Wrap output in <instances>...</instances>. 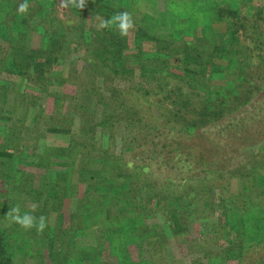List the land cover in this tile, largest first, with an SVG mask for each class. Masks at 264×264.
I'll return each mask as SVG.
<instances>
[{
	"label": "trees",
	"instance_id": "trees-1",
	"mask_svg": "<svg viewBox=\"0 0 264 264\" xmlns=\"http://www.w3.org/2000/svg\"><path fill=\"white\" fill-rule=\"evenodd\" d=\"M23 2L0 0V264H264V0ZM125 10L129 36L100 27Z\"/></svg>",
	"mask_w": 264,
	"mask_h": 264
},
{
	"label": "clouds",
	"instance_id": "clouds-1",
	"mask_svg": "<svg viewBox=\"0 0 264 264\" xmlns=\"http://www.w3.org/2000/svg\"><path fill=\"white\" fill-rule=\"evenodd\" d=\"M86 3L87 0H66L64 7H68V5L71 4L74 7L83 9ZM28 9V0H24V2L18 6L17 11L19 13H27ZM135 26V20L132 14L127 10L117 12L111 18L103 20L100 24L101 28L115 27L121 37L129 36ZM5 218L11 223L17 224L25 230L35 229L38 234H43L45 229L48 227V218L46 216L40 215L37 217L30 212L22 213L21 206L19 204L12 207Z\"/></svg>",
	"mask_w": 264,
	"mask_h": 264
},
{
	"label": "rangeland",
	"instance_id": "rangeland-1",
	"mask_svg": "<svg viewBox=\"0 0 264 264\" xmlns=\"http://www.w3.org/2000/svg\"><path fill=\"white\" fill-rule=\"evenodd\" d=\"M64 4H65V2H64L63 0H58L57 10H58V13H59L60 17L66 19V18H67L68 16H70V15H69L68 8H67V7H64ZM247 4H248L247 6H249V5L251 4V0H247ZM6 100H8V102H9V101L12 102V104L15 103V102H13L12 97H7ZM34 110H35V109H33V110L31 111L30 115H29L31 121L34 120V117H35V112H34ZM30 123H31V122H30ZM30 123H29V124H30ZM261 162L264 164V156H263V155H261L260 157L254 159L252 162L248 163L247 166L245 167V170L247 171V174H248V175H247V178L245 179V182H246L247 184L251 185V176H252V175L256 172V170L260 167L259 164H260ZM221 183L224 184V185L226 186V191H223L224 193H226V194L229 193V190H230L231 192H233V193H238V192H239V188H240V187L237 185V183H236V179H235V178L231 179V176H230V175H228L227 177H225L223 180L221 179ZM228 184L230 185L229 188H228ZM0 191H1V193H4L5 189L0 188ZM69 201H70V200H68V202H69ZM240 202H241V201H240ZM72 203H73V202L70 201V202H69V206H70ZM223 241H224V240H223ZM223 241H221V242L223 243ZM208 246H209V248H211L210 250H213V249H212V246H213L212 244H208ZM186 253H187V252H186ZM212 253L216 255L218 252H216V251H212ZM187 256H189V255L187 254ZM195 256L197 257V256H202V255H201V254H195ZM178 258H180V256H179ZM213 262H214V263H215V262H222V263L224 264V263H225V258L222 257V255H221V256L216 257V258L213 260Z\"/></svg>",
	"mask_w": 264,
	"mask_h": 264
}]
</instances>
